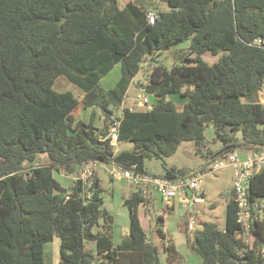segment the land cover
Here are the masks:
<instances>
[{"label":"trees","instance_id":"trees-1","mask_svg":"<svg viewBox=\"0 0 264 264\" xmlns=\"http://www.w3.org/2000/svg\"><path fill=\"white\" fill-rule=\"evenodd\" d=\"M152 8L154 24L147 21ZM166 51L182 62L153 64L142 83L153 101L117 117L141 63ZM208 52L221 55L209 63ZM116 64L121 78L105 89L100 81ZM65 81L83 96L60 89ZM263 84L264 0H0V264H45V245L56 235L59 264H161L160 246L140 219L151 194L135 188L124 198L129 234L115 245V217L98 175L89 188L75 178L68 189L55 171L74 175L98 160L147 172L146 160L158 158L159 176L185 178L190 171L165 161L184 141L205 150V166L263 147ZM80 104L101 110L100 126L94 111L89 121L76 118ZM116 118L117 145L133 142L132 149H117L108 136ZM210 124L222 143L217 151L207 146ZM250 191L264 197V169ZM230 194L225 228L205 222L193 232L191 251L202 264H264L263 227L256 222L258 240L246 245L233 188ZM157 231L167 264H182L175 244Z\"/></svg>","mask_w":264,"mask_h":264},{"label":"rangeland","instance_id":"rangeland-1","mask_svg":"<svg viewBox=\"0 0 264 264\" xmlns=\"http://www.w3.org/2000/svg\"><path fill=\"white\" fill-rule=\"evenodd\" d=\"M129 1L138 2V0H120L121 4H125ZM160 8H166L164 2L158 1L156 3ZM155 10V9H151ZM187 46V45H184ZM211 53H205L204 59L209 63H214L218 60L219 56ZM182 60H178L173 51H166L161 55L155 57L153 64H162L167 68L171 69L176 64L181 63ZM150 60L143 61L141 63L140 71L134 77L133 84L130 85L127 96L124 100L122 107L115 108V115L121 116L122 109L126 106H145L139 104L142 95H149L146 93L143 87L148 83L149 66ZM121 78V64H116L108 74H106L100 81V85L105 89H111L116 86ZM66 82V81H65ZM60 88V87H59ZM73 89L75 93L81 98L83 91L76 88L72 83L66 82V85L60 89ZM169 99L180 103L179 96L172 94L168 96ZM152 98L148 104L152 102ZM140 102V101H139ZM148 107V105H147ZM95 113V123L101 124L99 118L101 110L98 108L88 107L85 108L83 104H80L74 111L76 118L84 121H89L92 113ZM100 126V125H98ZM260 126H263L262 124ZM205 137L208 141V147L214 151L221 148L222 143L217 138L215 128L212 124L208 125L205 130ZM132 149L134 147L133 142H122L116 146L118 149ZM45 156H41V161ZM165 161L168 166H174L178 169H185L193 172L195 170H202L207 164L206 154L204 149L196 147L192 141H184L177 148L176 152L170 156H165ZM211 163V162H210ZM208 163V164H210ZM208 167V166H207ZM145 168L148 173L162 174L163 173V160L158 158L147 159ZM210 169V168H207ZM81 172L69 175L61 170L60 172L55 171V177L62 183V185L68 189L74 184L75 178L80 175ZM101 179V184L104 188L103 195L105 197L106 208L115 217V226L113 231V239L115 245L119 244L122 239L129 234V211L128 208L123 204L124 198L129 196L135 187L129 185L124 179H114L108 171L103 167H98L95 170V174ZM75 177V178H73ZM113 178L114 180H111ZM233 188V169L226 167L219 171H209L205 177L201 188L198 193L203 192V200L199 203L194 204L190 202L185 204L179 200V197L175 198L172 203L174 207L167 208L166 204L162 202L157 205L155 212L151 213L149 209L144 208V215L141 212V218L143 225L150 236V239L160 246V259L161 264H167L165 252L160 243V236L157 228H161L166 235V240L171 241L175 244L177 250L183 255L182 264H202V257L191 251V243L193 241V231L188 229V219L191 214L196 215V227L195 229H202L205 222L216 223L220 229H224L226 226V207L231 199V189ZM152 197V196H151ZM154 199V196L152 197ZM149 212L150 214H147ZM150 216V218H149ZM159 216L164 218V223L159 224ZM60 244L61 239L59 236H54L51 242L45 245V264H59L60 261Z\"/></svg>","mask_w":264,"mask_h":264},{"label":"built area","instance_id":"built-area-1","mask_svg":"<svg viewBox=\"0 0 264 264\" xmlns=\"http://www.w3.org/2000/svg\"><path fill=\"white\" fill-rule=\"evenodd\" d=\"M157 17L158 15L155 11L149 10L147 12L148 23L154 24ZM257 43H262V39H258ZM139 101L142 105H147L150 102V97L149 95H142ZM259 101L264 104V84L259 90ZM118 123L119 121L116 118L115 124L112 125L108 134L114 145H117ZM98 167H103L114 179L126 180L129 185L140 189L145 195L151 194L153 196L157 194L168 209L173 206L172 201L177 197L185 204L201 202L204 194L203 192L198 193V191L207 176V172L219 171L230 167L233 169V189L238 208L237 219L241 226L245 244L252 246L254 241L258 240L256 222L261 223L264 233V197H255L250 191L252 178L264 169V146L234 150L227 156L204 166L202 170L197 169L185 178L175 179L148 172H136L134 170L135 166L133 168H124L114 162L104 163L98 160H91L84 165L80 175L77 177L82 181L84 188L90 187L91 180ZM188 190L191 191L190 194ZM195 227L196 215L191 214L188 219V229L195 231Z\"/></svg>","mask_w":264,"mask_h":264},{"label":"crops","instance_id":"crops-1","mask_svg":"<svg viewBox=\"0 0 264 264\" xmlns=\"http://www.w3.org/2000/svg\"><path fill=\"white\" fill-rule=\"evenodd\" d=\"M132 84H133V82H132ZM138 103L139 104H141L139 101H138ZM97 125H100L99 123H97ZM73 178H75V177H73ZM154 196V201H153V203H152V205H151V207H147V209H149L150 210V212L151 213H153V212H155V210L157 209V205H159V204H161L163 201H162V199L160 198V196H158L157 194H155V195H153ZM172 207H174V204H173V206H171V208ZM144 206H141L140 207V213L142 212L143 213V215L145 214L144 213ZM147 214H150L149 212H146ZM149 218H150V216H149ZM140 219H141V222H142V218H141V215H140ZM142 225H143V222H142ZM143 227H144V225H143ZM145 228V227H144ZM149 236V235H148ZM149 239H150V236H149ZM151 240V239H150ZM160 240H161V238H160ZM166 256V255H165Z\"/></svg>","mask_w":264,"mask_h":264},{"label":"water","instance_id":"water-1","mask_svg":"<svg viewBox=\"0 0 264 264\" xmlns=\"http://www.w3.org/2000/svg\"><path fill=\"white\" fill-rule=\"evenodd\" d=\"M59 23H61V21H59ZM156 57H157V56H156ZM154 61H155V56L151 58V60H150V63H149V66H151V65H152V63H153ZM188 193L190 194V193H191V191H190V190H188Z\"/></svg>","mask_w":264,"mask_h":264},{"label":"clouds","instance_id":"clouds-1","mask_svg":"<svg viewBox=\"0 0 264 264\" xmlns=\"http://www.w3.org/2000/svg\"><path fill=\"white\" fill-rule=\"evenodd\" d=\"M118 116V115H117ZM196 230V229H195ZM194 232V231H193Z\"/></svg>","mask_w":264,"mask_h":264}]
</instances>
